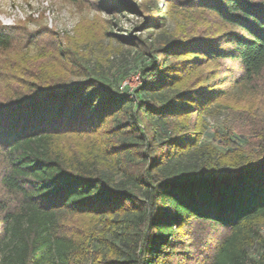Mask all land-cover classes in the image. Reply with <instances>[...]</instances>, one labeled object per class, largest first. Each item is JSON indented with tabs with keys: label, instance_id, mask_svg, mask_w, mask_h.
<instances>
[{
	"label": "trees",
	"instance_id": "1",
	"mask_svg": "<svg viewBox=\"0 0 264 264\" xmlns=\"http://www.w3.org/2000/svg\"><path fill=\"white\" fill-rule=\"evenodd\" d=\"M98 1L138 17L114 37L140 84L122 92L129 70L60 48L0 103V264H188L196 223L228 231L207 264H264V137L203 138L222 99L264 76V0Z\"/></svg>",
	"mask_w": 264,
	"mask_h": 264
},
{
	"label": "rangeland",
	"instance_id": "2",
	"mask_svg": "<svg viewBox=\"0 0 264 264\" xmlns=\"http://www.w3.org/2000/svg\"><path fill=\"white\" fill-rule=\"evenodd\" d=\"M118 1L122 6L142 3L141 0ZM101 4L98 0H0V28L12 30L15 39L14 47L0 54V103L8 104L14 95L26 93V81L39 75L46 65L58 68L60 61L53 53L60 48L79 53L91 62L98 61L108 73L129 70L119 90L130 95L140 84L138 72L131 56L125 48L117 46L114 36L131 33L138 17L129 13L113 16V11L103 10ZM174 25L175 21L167 22L170 29ZM224 69L230 73L227 88L231 90L240 71L228 64ZM221 105L224 109L204 119L203 138L212 141L216 131H226L230 125L246 134L250 145L259 143L264 137V76L247 89L240 88L236 95L223 98ZM227 233L221 227L205 223L193 225L187 231L188 264H207L215 243ZM260 237L264 239V227ZM260 252L262 249L256 245L251 254L256 256Z\"/></svg>",
	"mask_w": 264,
	"mask_h": 264
},
{
	"label": "built area",
	"instance_id": "3",
	"mask_svg": "<svg viewBox=\"0 0 264 264\" xmlns=\"http://www.w3.org/2000/svg\"><path fill=\"white\" fill-rule=\"evenodd\" d=\"M127 83H130V82H127Z\"/></svg>",
	"mask_w": 264,
	"mask_h": 264
}]
</instances>
